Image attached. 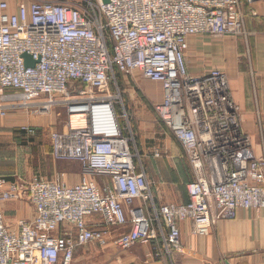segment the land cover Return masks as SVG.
<instances>
[{
  "label": "built area",
  "instance_id": "built-area-1",
  "mask_svg": "<svg viewBox=\"0 0 264 264\" xmlns=\"http://www.w3.org/2000/svg\"><path fill=\"white\" fill-rule=\"evenodd\" d=\"M9 1L0 0V110L8 92L37 100L23 105L34 113L63 109L50 156L79 164L82 176L74 185L0 177V264H72L80 246L129 250L155 240L171 254L181 251V222L208 236L240 210H264V154L255 156L241 131L226 74H193L186 60L190 40L240 35L244 1L258 0H32L8 13ZM136 72L162 86L154 111L193 175L185 204L155 206L131 129L121 124L128 115L116 75ZM25 198L34 220L8 228L1 204Z\"/></svg>",
  "mask_w": 264,
  "mask_h": 264
},
{
  "label": "crops",
  "instance_id": "crops-1",
  "mask_svg": "<svg viewBox=\"0 0 264 264\" xmlns=\"http://www.w3.org/2000/svg\"><path fill=\"white\" fill-rule=\"evenodd\" d=\"M31 1L10 0L7 12L15 13L20 4ZM242 10V34L246 36V42L241 44L233 40L234 36H227L222 37L219 45L213 44L207 36L196 38L190 40L186 60L193 74L210 68L226 74L231 98L240 113L241 131L250 138L254 155L261 156L264 154V0L251 5L244 1ZM213 56L216 58L212 59ZM206 58L212 59L209 66H205ZM194 61H200L202 67L194 66ZM159 86L156 88L158 93L154 94L158 97L155 105L162 101V86ZM15 94L8 92L9 96L3 100L6 107L0 110V177L23 182L41 179L68 185L78 183L82 176L80 171L59 172L56 163L61 162H55L50 156L49 133L56 130L54 118L34 116L23 106L29 102ZM143 96L149 97L144 92ZM55 110L57 108H53ZM139 113V122L146 123L147 112L140 109ZM161 124L157 128L163 139L154 149L166 154L169 168L166 162L160 161L154 174L145 171L152 183L153 201L157 207L185 204L189 200L186 185L193 176L190 167L178 160L181 156L177 142L162 121ZM140 147L143 151L146 148L145 145ZM62 163L74 164L80 169L75 162ZM97 181L99 184L104 182L102 178ZM133 205L140 207L142 202L136 200ZM1 210L5 225L10 229H14L20 220L31 222L35 218L27 198L2 203ZM99 220V216H94L90 222L98 224ZM178 227L180 252L165 253L160 240L141 242L129 250L113 246L99 249L95 244H88L74 250L72 264H264V210H240L233 220L218 222L208 236L193 234L188 220L179 223ZM130 228L128 224L115 230L113 235L128 232Z\"/></svg>",
  "mask_w": 264,
  "mask_h": 264
},
{
  "label": "rangeland",
  "instance_id": "rangeland-1",
  "mask_svg": "<svg viewBox=\"0 0 264 264\" xmlns=\"http://www.w3.org/2000/svg\"><path fill=\"white\" fill-rule=\"evenodd\" d=\"M58 1L64 4H76L79 2V0H54ZM212 40L213 44H221L223 38H210ZM238 42H246V36L244 34H240L238 36H235V39ZM243 44V42L241 43ZM244 46V45H243ZM206 57H209L206 55ZM216 58L213 56L212 59ZM209 58H206L204 62H206L205 66H209L210 60ZM195 60V58H194ZM194 66L202 67V63L200 61H194ZM117 80V88L119 91V99H120V112L123 114L124 112L128 115V118L126 119L124 116L121 118V124L126 129L127 132H129V128L131 129V132L133 134V148L135 151H137L138 155L140 156V160L142 161V165L146 172L150 174H154L157 170L158 164L161 161L166 162V166L168 167V160L165 158L166 154L161 152L159 149H154L155 147H158V144H161V140L163 139L161 134L159 133L158 124H161V120L158 118L157 114L154 111V103L158 102V97L154 94L158 93L157 87L159 88V84L155 82H151L145 78H143L138 72L133 73L130 76H122V75H116ZM143 92L147 93L149 97L143 96ZM154 95V96H153ZM35 99L28 100L30 103H34ZM29 110H33L34 107L28 108ZM140 109H143V111L147 112L146 117L148 119L144 120L145 122H139V117H137L140 113ZM32 112V111H31ZM34 116H43L45 118H54L53 121H56V126L53 128H56V130L61 129L63 127V124L65 123V116H63L65 113L57 108V110L49 111V112H41V113H34L32 112ZM240 114V113H239ZM256 117V115H254ZM256 122V119H255ZM162 125V124H161ZM141 126L140 129L138 127ZM251 134V132H250ZM249 135V134H248ZM141 145H145L146 148H150V150L143 151L141 149ZM180 152V163L183 164V162L189 166L185 154L183 150L178 146ZM155 152L159 153V157H155ZM56 169L59 172H65V171H71V172H79L80 169L75 166L74 164L69 163H56ZM190 169V168H189ZM191 170V169H190ZM151 171H154L153 173ZM81 173V171L79 172ZM192 173V172H191ZM62 175V174H61ZM193 176V175H192ZM78 179V177H77ZM95 180H99V178H95Z\"/></svg>",
  "mask_w": 264,
  "mask_h": 264
},
{
  "label": "water",
  "instance_id": "water-1",
  "mask_svg": "<svg viewBox=\"0 0 264 264\" xmlns=\"http://www.w3.org/2000/svg\"><path fill=\"white\" fill-rule=\"evenodd\" d=\"M108 0H103L104 3H106ZM24 61H25V65L26 66H32L33 62L30 60V57L27 55H23Z\"/></svg>",
  "mask_w": 264,
  "mask_h": 264
}]
</instances>
